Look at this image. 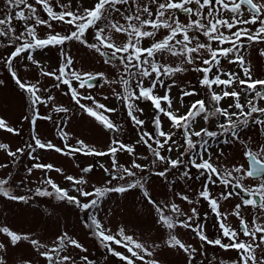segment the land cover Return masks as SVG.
<instances>
[{"label":"snow or ice","instance_id":"1","mask_svg":"<svg viewBox=\"0 0 264 264\" xmlns=\"http://www.w3.org/2000/svg\"><path fill=\"white\" fill-rule=\"evenodd\" d=\"M0 5V48L4 49L0 65L26 101L21 120L29 125V140L23 146L12 150L8 143H0V151L9 158L0 162V217L14 205L49 217L60 207L66 212L78 209L79 223L105 250L106 262L111 256L120 264H162V253H171L182 264H196L197 257L206 256L208 245L237 253L230 261L213 256L208 264H264V140L259 139L264 137V67L258 66L264 61V0H77L75 7L72 0H0ZM58 25L64 27L58 31ZM41 26L46 29L43 37L37 31ZM46 49L58 53L59 64L53 70H46L34 56ZM77 61L108 65L114 70L113 78L103 71H81ZM225 65L232 70L226 71ZM21 66L24 75L19 74ZM30 66L54 83L47 87L39 79H25ZM185 73L198 74L195 82L185 83ZM97 78L110 91L102 99H114L118 106L110 107L88 92L96 87L93 82ZM6 86L5 79H0V87ZM61 86L67 88L64 95H70L68 106L58 104L51 94ZM174 88L179 89L177 96ZM201 92L203 98L185 103V98ZM141 103L151 105V132L141 118L145 111ZM177 105L186 109L183 114ZM41 108H50L49 114H42ZM51 113L63 115L54 120ZM78 115L91 118L109 134L104 150L83 139L69 142L65 127ZM162 117L176 131H165ZM121 118L124 123L118 122ZM39 121L54 124L62 146L41 136ZM198 121L205 125L199 130ZM125 123L136 130L132 143L121 139L126 134ZM0 130L21 135V129L10 126L3 117ZM177 134L182 142L178 143ZM141 145L148 155L137 154ZM225 146L231 151L226 152ZM174 150L175 158L169 155ZM48 151L73 160L79 175L43 162ZM236 151L247 167L234 162ZM120 154L127 155L130 166L120 163ZM80 155L92 157L95 163L81 167L75 163ZM25 156L30 166H23L24 175L14 174L11 169H18ZM105 157L110 159L109 166L100 162L99 158ZM97 167L104 173L99 186L88 177ZM37 171L42 173L40 186L30 187ZM53 172L69 182V187L57 183L50 175ZM245 179L256 183L245 188ZM176 181L186 188L199 182V190L192 193L195 199L176 191L180 187ZM156 183L164 189L159 194L164 199L150 193ZM213 188L220 189L218 194ZM134 190L144 206L142 211H148L159 226L157 231L163 233L161 243L155 238L151 243L138 240L126 234L123 226L115 233L106 226L112 215L111 209L105 212L106 202L113 194L126 199ZM234 196L239 202L230 212L222 210L221 201ZM176 197L191 207L183 209ZM40 198L60 203L40 209ZM202 201L208 209L203 215L197 207ZM210 213L215 217L214 238L206 231ZM229 216L238 220V227L228 223ZM186 232L195 240L186 242L182 238ZM0 235L4 237L0 240V264H8L12 249L21 242H27L34 255L21 257L16 264H38L39 258L45 264H97L90 259L88 248L67 230L49 243L6 225L0 226ZM197 241L198 247L194 246Z\"/></svg>","mask_w":264,"mask_h":264},{"label":"rangeland","instance_id":"2","mask_svg":"<svg viewBox=\"0 0 264 264\" xmlns=\"http://www.w3.org/2000/svg\"><path fill=\"white\" fill-rule=\"evenodd\" d=\"M67 2V0H64ZM82 3L83 0H80ZM77 0H72L73 7L76 6ZM2 7V5H0ZM58 10V9H57ZM46 18V15L43 16ZM19 30H22V27L17 25ZM64 26L58 25L57 30H61ZM38 34L43 37L46 34V29L42 26L37 29ZM4 51V49L0 48V52ZM73 55L76 56L75 47H73ZM82 56L83 53H80ZM34 56L37 60L40 61L41 65L46 66V70H53L58 67L59 64V57L56 50H44L43 52L34 53ZM260 67H264V61H261L258 65ZM35 66H30L27 69L29 75H26L24 78L29 79L31 82H35L36 79H39L41 84L50 87L54 81L50 78H44L39 76L38 70L33 71ZM76 67L81 71H103L105 75H107L110 79L113 78V69L110 68L108 65H103L102 63H97L95 61H84L76 62ZM225 70L229 71L232 70L230 66L225 65ZM25 69L21 66L19 68V74L24 75ZM185 79V83L188 80H192L195 82L196 77L198 74H182ZM0 79H5L6 87H0V117H3L10 126L16 127L21 129V135L16 136L6 131L0 130V143H8L12 150H15L17 147L23 146L25 141L29 140V125L27 122H22L21 118L22 115L26 112V101L21 96L20 90L16 88L14 82L11 80L10 75L8 72L3 69L2 65H0ZM96 87L94 89H89L88 92L95 95L101 102H105L102 98L105 95H110V91L107 85H104L102 79L97 78L96 81L93 82ZM104 85L103 87H101ZM75 86V82H74ZM198 87V85H197ZM67 91L66 86H61V90H53L51 94L56 97V102L63 106H68L70 103V95H64V92ZM179 89H173V95L177 96ZM160 95H163V90H160ZM203 92L197 97L192 98H185V103L190 104L192 100L203 98ZM83 103H90L88 101H82ZM229 103L231 100L228 101ZM108 106H118L117 102L114 99H110ZM223 104V102H222ZM141 107L144 108V115L141 116L142 119L146 121L147 124V131H153L151 121V105L150 103H141ZM223 106H227V104H223ZM178 111L180 114L186 110L184 107H180L177 105ZM42 114L47 115L50 112V108L45 110L41 108ZM54 120H59L63 114L58 113H51ZM83 115V114H82ZM118 122L124 123L123 118H121ZM162 123L165 131H176L175 129L171 128L170 122L167 121L166 118L162 117ZM200 126L203 125L202 121H198L196 128L199 130ZM126 134L121 137L126 143H132L137 138L136 130L131 126L130 123L124 124ZM211 130H214L211 129ZM38 131L43 138L50 139L55 143L57 146H62V141L60 140L59 136H57L58 129L55 128L54 124L51 121H39L38 122ZM65 131L69 133L70 140L69 142L74 144L76 139H83L86 143L96 147L98 150H104L109 142V134L103 130L98 124L95 123L91 118L84 116L82 119L80 115L76 116L71 123L65 127ZM250 135H254V133H249ZM176 139L179 142L181 141V137L177 134ZM259 139L264 140V137H259ZM238 147V146H237ZM182 150V149H181ZM225 151H231L227 146H225ZM137 154L140 156L148 155L144 146L137 147ZM172 155L173 158L177 155V152L174 150L173 153L169 154ZM233 156L235 157V163H245L246 162L242 159L241 153L239 151L233 152ZM9 159L6 155L0 151V162H6ZM101 163H104L105 166L110 165V159L99 158ZM128 157L126 154L119 155V161L121 164H124L125 167L130 166L128 162ZM43 162L53 163L58 167H62L67 174L71 175H79L78 169L74 167V161L61 156L54 151H48L45 155L42 156ZM139 162V161H138ZM30 161L27 157H22V162L19 165V168H12V172L19 176L24 175L23 166L28 165L30 166ZM75 163H79L81 167L87 166L89 163H95L92 157H85L80 155L79 158L75 161ZM11 168V166H10ZM195 170L193 169V172ZM42 175L39 171L34 173L33 183L29 185L30 187H37L39 185V177ZM54 180L59 183L62 187H69V182L64 181L62 176L56 173H50ZM88 177L91 180L92 184L99 186L104 181V173L102 169L98 167L94 169V171L88 174ZM154 179V178H153ZM172 179V177H170ZM180 187L176 188V191H183L185 194H189L191 199H195V196L192 195L195 191L199 190L200 184L196 182L192 185L191 188H186L182 181H176ZM256 181L253 180H242V184L245 188H251L254 186ZM150 193L153 195L154 198L164 199L162 195H159L164 189L160 187L158 183L153 184L149 188ZM212 191L214 194H218L220 191L219 188H213ZM240 191V189H237ZM246 195V194H245ZM139 193L135 190L128 194L127 198H121L113 194V199L106 202L104 205L105 212L109 209L112 210V215L107 217L106 226L112 230L113 233L117 230L118 227L123 226L126 229V234L134 235V237L138 240L144 241L147 240L148 243L153 241L155 238L156 243H161L160 237L163 235L162 232H158L157 229L159 226L154 225L153 221L150 219L147 210H143L144 206L139 202ZM247 198V197H246ZM40 209L45 207H55L60 202L49 200L48 198H40ZM175 202L179 203L181 207L185 210H188L191 206L188 205L186 202H182L179 200L178 197L175 198ZM239 202L238 197H233L230 201L225 202L221 201L222 210L230 212L231 209L234 207L235 203ZM198 210L201 212V215L205 211H208L206 203L203 201L200 205H197ZM78 212L79 210H73L72 212H66L63 207H60L59 210L56 211V215L49 217L46 214H42L41 211L35 210H28L27 208L21 205H14L11 210H5L4 216L0 217V226H8L12 230H15L20 233L25 234H32L34 238H38L41 242L49 243L50 241L54 240L55 236L59 235L62 231L67 230L70 234L74 235L81 243L84 244L85 247L89 250L90 259H94L97 261V264H120V262L111 256H108L107 262L104 259L106 252L102 249L97 241L91 239L88 234L87 230L83 228V226L79 223L78 220ZM247 219L251 217L247 215V213H243ZM215 221V217L210 213L209 218L206 222V231L210 238H214L216 234V228L213 226ZM228 223H230L233 227H238V220L233 217L229 216ZM181 232H185V230H181ZM186 242H192L195 240V237L191 235L190 232H186L182 237ZM4 237L0 235V240H3ZM227 242V241H225ZM194 246H199V242L197 241L194 243ZM206 249V256L204 258L197 257L196 264H201V260H203V264H208V261L212 260L213 256L217 257V260L224 259L226 261H230L232 258L236 257L237 253L235 251H229L227 253L220 250L218 247L213 248L212 246H205ZM117 251L125 252L123 248L117 247ZM13 256L9 259L8 264H16V262L21 258H28L30 255H34V251L27 242H21V244L12 249ZM127 254V253H125ZM162 264H182V260L178 258L177 255L171 253H162L161 255ZM38 264H45L43 258H39ZM213 264H216L213 261Z\"/></svg>","mask_w":264,"mask_h":264}]
</instances>
